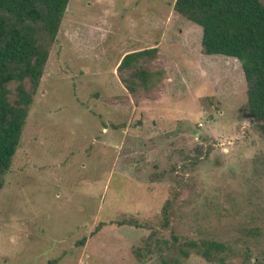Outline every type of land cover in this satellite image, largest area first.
Segmentation results:
<instances>
[{
    "label": "rangeland",
    "instance_id": "rangeland-1",
    "mask_svg": "<svg viewBox=\"0 0 264 264\" xmlns=\"http://www.w3.org/2000/svg\"><path fill=\"white\" fill-rule=\"evenodd\" d=\"M173 3L69 0L0 189V264H158L132 253L142 238L90 234L99 220L155 221L167 198L173 232L159 237L227 241L236 264L264 252V138L240 62L203 54L201 27ZM149 46L142 64L162 73L136 98L117 65Z\"/></svg>",
    "mask_w": 264,
    "mask_h": 264
},
{
    "label": "trees",
    "instance_id": "trees-1",
    "mask_svg": "<svg viewBox=\"0 0 264 264\" xmlns=\"http://www.w3.org/2000/svg\"><path fill=\"white\" fill-rule=\"evenodd\" d=\"M68 3L69 0H0V189L20 144ZM173 10L201 27L203 54H221L240 62L246 85V112L264 138V0H174ZM157 52V46L132 50L117 65L120 81L136 98L149 95L157 84L153 78L162 71H152L142 64L154 59ZM174 203L173 198H167L155 221L127 216L99 220L90 235L117 230V236L122 238H142L145 253L141 248L132 252L141 262L148 257L158 264H183L196 254L212 264H236L233 258L237 251L227 241L181 239L176 235L169 241L159 237L162 231H172ZM255 232L254 228L248 231ZM56 261L51 259L47 264ZM247 263L264 264V252L257 261L247 259Z\"/></svg>",
    "mask_w": 264,
    "mask_h": 264
}]
</instances>
